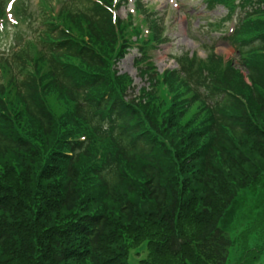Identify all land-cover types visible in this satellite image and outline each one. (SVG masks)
Listing matches in <instances>:
<instances>
[{"label": "trees", "instance_id": "16d2710c", "mask_svg": "<svg viewBox=\"0 0 264 264\" xmlns=\"http://www.w3.org/2000/svg\"><path fill=\"white\" fill-rule=\"evenodd\" d=\"M210 1L239 10L225 39L246 78L215 53L158 73L163 23L141 0L145 36L114 0H41L35 18L21 2L36 26L0 54V264H131L142 244L137 264H264V221L242 230L253 245L230 234L236 208L264 213V0ZM132 48L136 93L117 69Z\"/></svg>", "mask_w": 264, "mask_h": 264}, {"label": "rangeland", "instance_id": "374dc122", "mask_svg": "<svg viewBox=\"0 0 264 264\" xmlns=\"http://www.w3.org/2000/svg\"><path fill=\"white\" fill-rule=\"evenodd\" d=\"M60 1L63 0H51L52 4L46 2V5L49 4L54 11L60 6ZM16 2L13 3V6L16 3L15 13L18 11L21 2H24L27 14L33 15L34 18L36 14H40L41 0H18ZM133 2L134 0H128L124 6L118 9V12H116L117 16L124 19L129 12H132ZM141 2L144 3L143 9L151 13L153 19L163 23V43L154 51L151 50V55L158 72H162L165 69H177L178 67L173 61L174 58L181 57V60H184L185 58L192 57L196 59L197 63H200L199 60H209L213 53H216L221 56L224 62H231L236 69L240 70L243 75H246L234 50L225 39V36L231 31L230 29L238 19V10L233 15L222 6L213 7L210 5L212 2L210 0H142ZM218 3L220 4L221 2L219 1ZM222 4L225 5L223 2ZM9 13L12 14L11 18L16 19L13 9ZM17 17L20 22L17 27L7 29L6 34H1L0 36V54L8 50L12 43V36L17 30H20L19 32L24 39L33 38V31L27 27L29 22L32 25V21V26H36V21H34L33 17V20L26 19L25 21L21 20L19 16ZM11 18L8 17V19ZM133 24H139L140 26L136 18H133ZM144 29H146L145 25L143 26ZM135 56L136 52L133 50L117 65L119 73H126L132 78L135 88L134 93L141 86H146V83L137 75L136 67L133 64ZM255 162L258 161L255 160ZM247 172H249L248 168ZM238 197L244 203L249 200V194L247 195L246 193H240ZM243 206L235 209V211L240 213L243 212L240 216V228L232 229L230 234L234 242L242 241L247 237L248 244L253 245L255 242L254 235L248 237L242 230L246 229L247 223L252 221L254 215L257 216L259 221H264V213L263 210L257 207L255 209L249 208L250 210H241L240 208ZM245 208H248V205H245ZM240 250L239 247L233 246L229 250V254L231 256L233 253V256L237 257ZM146 251L145 244H142L135 250H130L131 264H137L138 260L143 259L147 254Z\"/></svg>", "mask_w": 264, "mask_h": 264}]
</instances>
